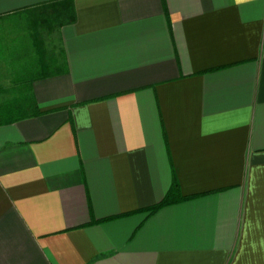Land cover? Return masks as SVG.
Instances as JSON below:
<instances>
[{
    "label": "crops",
    "instance_id": "0c3cea01",
    "mask_svg": "<svg viewBox=\"0 0 264 264\" xmlns=\"http://www.w3.org/2000/svg\"><path fill=\"white\" fill-rule=\"evenodd\" d=\"M57 1L0 0V264H264V0H71L29 76Z\"/></svg>",
    "mask_w": 264,
    "mask_h": 264
},
{
    "label": "trees",
    "instance_id": "16d2710c",
    "mask_svg": "<svg viewBox=\"0 0 264 264\" xmlns=\"http://www.w3.org/2000/svg\"><path fill=\"white\" fill-rule=\"evenodd\" d=\"M14 18L18 21H24L26 28L32 31L30 39H37L40 52H42L43 67H35L29 70V76L44 77L55 74H60L66 70L64 65L56 66L51 62L52 59L48 56L45 37L42 29L46 28L48 31L61 27L65 24L74 23L75 13L71 0H60L57 2H50L33 8L32 10L24 11L21 14L15 15ZM15 119V118H13ZM179 193V185L176 180L168 190L165 198L149 208V213H153L159 208L171 204L177 200L184 199Z\"/></svg>",
    "mask_w": 264,
    "mask_h": 264
},
{
    "label": "rangeland",
    "instance_id": "374dc122",
    "mask_svg": "<svg viewBox=\"0 0 264 264\" xmlns=\"http://www.w3.org/2000/svg\"><path fill=\"white\" fill-rule=\"evenodd\" d=\"M15 22H12V23H14L13 27L15 28V29H13V31L17 32V30H19V28H18V26L16 24L20 25V23H22V22H21V20L19 18H18V22H16V23ZM10 24H11V22H9V21H3L2 23H0V27H2V28L10 27ZM23 24H24V22H23ZM51 31H48L46 28L42 29L43 35L45 37L46 44L48 46V50L49 51L53 50L54 53H52V55H54L55 57H58L59 56L58 47H57V44L54 45L55 44V39H56V37H55L56 34L54 33V29L51 28ZM53 45L55 46V48L53 47V49H52Z\"/></svg>",
    "mask_w": 264,
    "mask_h": 264
}]
</instances>
